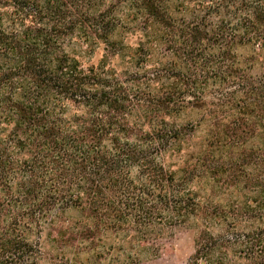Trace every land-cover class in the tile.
<instances>
[{"label":"trees","instance_id":"trees-1","mask_svg":"<svg viewBox=\"0 0 264 264\" xmlns=\"http://www.w3.org/2000/svg\"><path fill=\"white\" fill-rule=\"evenodd\" d=\"M190 220L188 264H264V0H0V264H131Z\"/></svg>","mask_w":264,"mask_h":264},{"label":"rangeland","instance_id":"rangeland-1","mask_svg":"<svg viewBox=\"0 0 264 264\" xmlns=\"http://www.w3.org/2000/svg\"><path fill=\"white\" fill-rule=\"evenodd\" d=\"M138 29V28H137ZM135 31H138V30ZM141 41L139 32L129 31L124 38L125 46L135 47ZM105 53L103 51L95 52L91 58L84 59V65H98ZM106 67L115 70L117 73H121L123 70L128 68V56L127 51H123L115 57H107L103 61ZM102 64V63H101ZM254 74H257L254 71ZM192 117L191 119H189ZM185 120L182 124L184 127L190 126L199 120V115H191L188 118L181 117ZM193 121V122H192ZM190 124V125H189ZM191 127H188L190 130ZM192 141L193 144L198 142L197 138L201 137L200 133H196ZM236 151H234V156ZM230 150L222 152L220 155L215 157L218 163L224 164V168L227 170L229 163L235 164V157L233 158ZM232 159V160H231ZM207 186L197 185L194 186L195 191H200L204 196L208 194L206 190ZM216 191V190H215ZM214 191V192H215ZM219 194L220 191L217 190ZM201 225L196 220H190L182 227H171L160 232L155 240L147 243L146 246L138 253L137 257H133L131 264H188L190 257L194 252V244L197 234Z\"/></svg>","mask_w":264,"mask_h":264}]
</instances>
